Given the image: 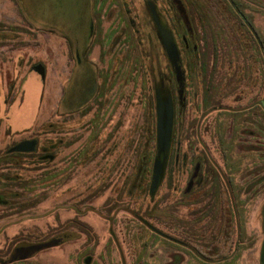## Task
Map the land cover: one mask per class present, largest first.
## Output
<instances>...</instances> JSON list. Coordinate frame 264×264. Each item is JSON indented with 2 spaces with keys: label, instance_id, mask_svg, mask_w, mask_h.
<instances>
[{
  "label": "rangeland",
  "instance_id": "1",
  "mask_svg": "<svg viewBox=\"0 0 264 264\" xmlns=\"http://www.w3.org/2000/svg\"><path fill=\"white\" fill-rule=\"evenodd\" d=\"M58 1L0 0V159L7 146L30 135L24 131L36 130L44 120H52L61 80L66 76L60 77L55 67L56 62L65 60L66 51L57 47V39L48 32L54 25L53 10ZM206 1L212 19L199 20L202 24L210 23L198 35L197 58L202 74H197L200 67H196L197 72L191 76L188 104L182 114L181 129L177 128L178 139L177 131L174 139L180 142L181 155L203 154L204 172L213 174L223 188L228 185L234 189L239 215L230 221L229 234L220 230L211 239H196L199 232L191 221H187L188 229L194 236L187 232L179 195L170 193L174 186L184 185L189 166L170 164L155 202L150 203L147 191L131 195L126 190V182L133 177L144 150L148 163L145 184L149 186L155 152V136L150 142L146 138L148 126L153 130L155 121L152 122V114L145 106V90H136L133 84L121 87L134 94L127 101L131 106L124 104L118 121H124L120 130H125L130 139L123 140L117 157L120 161L109 171L101 170L105 167L100 155L92 165L81 161L71 180L59 188L54 183L52 165L41 170L27 160L22 164L28 166L0 163V192L13 189L24 196L16 200L17 209L0 206V264H87L88 257L89 264H259L257 247L264 205V0H235L255 26L256 35L246 26L237 25V14H228L223 0ZM258 43L262 45L259 47ZM98 54L96 48L92 55ZM123 58L127 60V54ZM31 62L46 66L45 79L32 70ZM148 86L147 90H151L150 83ZM163 89L159 85L155 92L156 108H165L168 94H162ZM168 100L169 111L173 107L171 98ZM168 118L166 115L162 125L160 122L159 134L157 128V169L153 181L156 188L151 194L166 171L171 144ZM75 122L78 162L88 141L99 133L94 128L89 132L82 121ZM165 139L168 148L162 144ZM66 177L63 173L59 183ZM262 178V182L249 187V194L241 196L247 185ZM69 186L74 189L67 191ZM205 201L200 210L207 207ZM139 216L178 240L188 239L191 247L187 249L151 230ZM196 216L195 213L192 218ZM80 222L91 227V231L85 227L88 233H84L81 225L77 232L69 227ZM35 231L44 233L42 239L50 238V243L30 242L28 239ZM250 234L255 239V249L251 251ZM36 236L32 239L39 238ZM21 243L29 247L16 248ZM47 244L54 246L40 250ZM14 250L15 254L38 252L27 259L9 261Z\"/></svg>",
  "mask_w": 264,
  "mask_h": 264
},
{
  "label": "flooded vegetation",
  "instance_id": "2",
  "mask_svg": "<svg viewBox=\"0 0 264 264\" xmlns=\"http://www.w3.org/2000/svg\"><path fill=\"white\" fill-rule=\"evenodd\" d=\"M223 2L225 9H228V14H237L240 20L237 25L246 26L249 32L255 35L257 32L255 26L243 13L238 3L235 0H223ZM53 13L54 25L48 32L57 39V47L64 48L66 51L63 54L65 60L55 64L56 72H59L60 77L61 74H66V76L64 80H61V87L53 107L52 120H48L49 122L44 120L36 130L24 131L30 135L7 146L4 150L7 152L2 154L0 163L10 165L18 161L20 165L28 166L22 164L27 160L41 170L52 165L54 183L57 182L59 188L71 180L76 164L81 161L84 163L87 161L92 165L100 155V162H104L105 167L102 168V166L101 170L109 171L116 161H120L117 157L123 140L129 141L130 139V135H127L125 130H120L124 121H118L124 104L128 103L127 101L133 97L134 92H125L121 87H132L135 84L133 87L137 88L136 90L139 87L140 90H145V106L152 114V122L155 121V127L150 134L151 137L155 136L152 180L157 142L155 92L160 85L161 89L164 88L162 94L166 96L168 94L173 107L171 144L168 150L165 175L160 184L166 179L172 162H174V167L189 166L184 185L181 188L174 186L173 192L170 193V196L179 195L177 198L184 210L182 217L187 219L184 222L187 232L192 234L187 222L191 221L194 226L197 225L196 231L199 232L195 235L196 239L198 237L204 239L205 236L211 239L216 231L220 230L224 234H229L228 227L232 224L230 221H235L239 215L236 211L237 201L234 189L228 185L223 188L219 182L216 183L213 174L204 172L205 156L203 154L200 153L194 157L187 153L181 155L180 142H178L177 149L173 134L177 128L181 129L182 118L179 116L184 113L188 104L189 84H192L191 76L197 72L193 65L200 64L195 58L196 55L198 56L200 47L198 35L210 25L208 21L202 24L199 20L212 19L208 1L59 0ZM258 45L260 47L262 44L258 43ZM96 48L99 54L94 57L92 54ZM124 54H127V60H124ZM136 56L139 58H135ZM30 67L38 74H40L39 70L44 67L46 77V66L40 62H31ZM126 67L134 69L130 71ZM134 78L136 81H133ZM148 83L151 84V90H147ZM168 98L166 97L164 101L165 108L162 106L166 110V115H168ZM128 105L131 106V103ZM76 120L82 121V126L88 127L89 132L94 128L99 133L96 138L88 141L78 162H76L78 155L75 154L74 148L76 142L79 141L74 138ZM127 145H129L128 142ZM142 159H146V156H142ZM63 173H66L67 177L61 184L59 178ZM262 180L254 183H260ZM249 187H251L250 184L244 188L241 196L245 194V197L251 192ZM72 189L74 187L66 188L67 191ZM8 192L14 193L17 190L10 189L5 193ZM3 194L4 192H0V197H3ZM16 199L18 198L11 197L8 199L10 203L3 199L7 203H1L0 206L9 207V210L17 209L16 204L11 202ZM204 200H207L205 201L207 207L200 210L199 207L204 204ZM227 200L229 204L226 205ZM195 213L197 216L192 218ZM221 222L223 226L220 227L222 228L219 227ZM210 224L214 227L213 229L209 227ZM259 232L258 263L264 264V205ZM48 240L50 238L43 241ZM249 241L253 244L249 247L251 251L255 249V239L251 238V234ZM178 243L188 249L192 242L190 243L188 239H180ZM19 246L23 245H17L16 248Z\"/></svg>",
  "mask_w": 264,
  "mask_h": 264
},
{
  "label": "trees",
  "instance_id": "3",
  "mask_svg": "<svg viewBox=\"0 0 264 264\" xmlns=\"http://www.w3.org/2000/svg\"><path fill=\"white\" fill-rule=\"evenodd\" d=\"M191 57H193L192 55H191ZM195 58L196 59H198L197 58V55L195 56ZM193 67H201L200 66V64L198 63V64H195V65H193ZM202 71V70H201ZM201 71H198V75H200V73H201ZM202 74V73H201ZM263 101V100H262ZM262 106H263V102H262ZM264 107V106H263ZM183 114V113H182ZM182 114L179 116V118L181 117L182 118ZM151 128H149V126H148V128H147V134H146V138H147V140L150 142L151 141ZM174 135H175V132L173 133ZM175 137V136H174ZM176 139H178V130H177V134H176ZM173 140V139H172ZM175 140V139H174ZM173 140V141H174ZM176 141H177V143H176ZM176 141H174V143L177 145V149H178V140H176ZM7 151H3V155L6 153ZM145 152V153H144ZM143 153H144V155L147 157V151H143ZM142 153V154H143ZM82 162H84V161H82ZM14 165L15 166H21L20 165V163L17 161V162H15L14 163ZM147 166H148V163H147V160L146 159H142V156H141V158L139 159V162H138V164L136 165V168H135V171H133V177L131 178L130 177V179H128L127 180V182L129 183V184H126V187H127V191H128V189H129V191H128V193L129 194H131V195H135V194H138V193H140V192H142V191H147V196H148V199H149V201H150V203H152V202H155V199H156V197H157V195H158V191H159V189H160V187H161V185L162 184H160L159 186H158V188L156 189V191H155V193L154 194H151V183L149 184V186H146V182H145V178H146V172H147ZM143 173L145 174V175H143ZM263 179V178H262ZM126 182V183H127ZM257 182H259V180L257 181ZM256 184L255 183H252L251 184V186H255ZM147 187H148V190H146L147 189ZM132 189H134L133 190V192L131 191ZM6 195V196H5ZM3 196L4 197H0L1 198V200H0V204L2 203V204H4V203H7V201H8V203H10V200H8V199H10L11 197H14V198H18V199H16V200H19V199H21V197L23 196V194H21L20 192H14V193H4L3 194ZM7 197V198H6ZM24 197V196H23ZM3 199H6V200H3ZM11 201V202H13V204H16V202H18V201ZM139 218V220L141 221V222H143L141 219L142 218H144L143 216H139L138 217ZM144 219H146V218H144ZM147 220V219H146ZM82 222H80V224H78L77 226L76 225H71V226H69V227H74V231L75 232H77L78 230H80V228H79V225H81V230L83 229V231H84V233H88V231H86V229L87 230H90L91 231V227L89 228L86 224H83ZM143 224H145L144 222H143ZM146 225V224H145ZM147 226V225H146ZM86 227V229H84ZM148 227V226H147ZM221 228V227H220ZM152 230V229H151ZM30 235H32L31 233H30ZM37 235V236H36ZM33 236H36V237H39V238H36V240H34V239H32V238H34ZM33 236H31L28 240L30 241V242H33V243H37V242H39V241H42V240H45V239H42V237L44 236V233L42 234L41 232H39V231H35L34 232V235ZM14 242H16V240L14 241ZM20 245H26V244H20ZM9 250V249H8Z\"/></svg>",
  "mask_w": 264,
  "mask_h": 264
},
{
  "label": "water",
  "instance_id": "4",
  "mask_svg": "<svg viewBox=\"0 0 264 264\" xmlns=\"http://www.w3.org/2000/svg\"><path fill=\"white\" fill-rule=\"evenodd\" d=\"M256 35V34H255ZM39 73L41 74V77L44 79L45 78V70H44V67L43 69L39 70ZM168 116H169V134H168V138L170 137L171 135V130H172V117H173V109H170L168 111ZM161 117V118H160ZM166 117V113L165 111L163 110V107L161 106L160 108H158L157 106V128H158V134H159V131H160V122H161V125H162V122L164 121V118ZM166 134V133H165ZM164 136V135H163ZM162 144H164L165 148H168L169 147V142H167V140H163ZM157 159V158H156ZM156 159H155V164H154V169H153V177H152V180H151V190L153 191L156 187L155 185L153 184V181H154V177H155V171H156ZM150 229H152L153 231L157 232L158 234L164 236V237H167L171 240H174V241H177L179 242L178 239L166 234L165 232L159 230L158 228H156L154 225H152L149 221H147L146 219L142 218L141 219ZM51 240L47 241V242H44L45 243H50ZM53 244V243H52ZM50 245V244H47V245H43L42 248H40V250L42 249H46V248H49L50 246H54V245ZM19 247H29L27 245H23V246H19ZM39 250V251H40ZM36 251V250H35ZM32 251V252H29V253H20L17 252L15 254V250L11 253V255L9 256V261H14V260H17V259H27L28 257H32L34 254H36L38 252V250L36 251ZM90 260V257L87 258V264H89V261Z\"/></svg>",
  "mask_w": 264,
  "mask_h": 264
}]
</instances>
